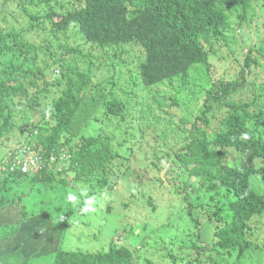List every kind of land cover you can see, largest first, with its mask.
Listing matches in <instances>:
<instances>
[{
  "label": "trees",
  "instance_id": "obj_1",
  "mask_svg": "<svg viewBox=\"0 0 264 264\" xmlns=\"http://www.w3.org/2000/svg\"><path fill=\"white\" fill-rule=\"evenodd\" d=\"M49 1L39 0V5ZM77 2H72V7L63 11L51 6L42 16L31 15L30 29L0 28V139L15 127V99L22 102L20 96L27 93L25 82L29 80L30 85L37 86L35 78L38 80L41 74L46 76L45 70L50 67L46 60L40 63L43 44L29 39L31 30L47 23L54 38L67 36L72 28L77 29L82 38V44L70 48L64 46L69 58H59L64 65H61L62 73L55 82L45 81L44 89H37L43 90L39 93H50V86L61 88L64 85L63 91L53 97L38 121L23 126V130L28 132L25 145L40 156L44 167L33 174L18 170L0 175V181L4 182L0 186V194L11 182L22 185L30 181L33 185L41 183L54 189L58 183L70 185L68 174L73 175L75 182H89L90 174L110 170L118 153L112 149L111 136L96 135V128L106 121L126 123L130 116L129 107L115 97V87L120 88L115 77L121 78L122 72L117 66L124 65L123 46L135 43L143 47L144 56L138 62L137 74L139 82L153 92V96H157L154 88L165 83H177V92H191L195 86L193 76L196 69L211 73V48L217 41L225 44L232 29L231 20H237V26L248 19L256 21L253 15L250 16L254 9L253 0ZM253 14L257 15L256 11ZM257 25L255 32L261 33L260 40L257 41L256 37L253 44L246 47L236 79H220L210 89H203L206 98L193 123V131L173 159L188 176L199 178L201 187L193 184L194 188L213 192L220 197L219 200L221 197L228 199L226 207L232 214L229 222L225 221L215 231L217 240L215 246L208 250L209 260H203L200 253L195 257V264H209L211 261L213 264H232L234 260H240L250 249L253 250L247 233L251 229V221L264 214V77L261 78L264 73V23L257 22ZM45 45L47 49L50 46ZM86 45H90L92 50L100 48L105 57L96 58L91 52L84 51ZM108 49H112L114 54H109ZM51 55L54 57L53 53ZM75 57L82 62L77 63ZM102 67H106V72L111 75L108 81L97 83L94 69ZM127 70L133 73L132 68ZM192 79L194 86L191 88ZM257 81H261L262 89L259 92L255 90L252 98L231 100L233 94L250 86V83L251 90H254ZM9 102L13 106L10 107ZM216 105L226 106L228 112L221 120V128L211 136L207 131L209 113ZM131 121L128 125L133 127ZM255 173L260 175L261 191L252 188ZM110 182L108 176L102 178L101 190H107ZM66 194L67 189L64 193L60 191V198L65 199ZM71 194L76 195L77 192ZM23 196L25 194L15 198L0 196V209H7L8 205L15 207ZM16 211L20 216L18 219L12 213L0 211V264H31V257L22 253L20 244L15 249L4 250L12 240L9 237L19 233L23 224L28 225L27 217L36 213L20 205L16 206ZM75 211L73 208L66 210V227L68 217ZM215 212L222 213L225 220L222 207ZM33 237L30 232L26 238ZM168 253L176 263L178 255L173 251ZM221 253H224L221 260L214 259ZM152 263L147 261V264ZM54 264L139 263L134 250L114 241L107 251L60 248L55 252Z\"/></svg>",
  "mask_w": 264,
  "mask_h": 264
},
{
  "label": "rangeland",
  "instance_id": "obj_2",
  "mask_svg": "<svg viewBox=\"0 0 264 264\" xmlns=\"http://www.w3.org/2000/svg\"><path fill=\"white\" fill-rule=\"evenodd\" d=\"M74 1L78 3L77 0H51L39 5V0H0V28H14L16 31L30 29L31 15L42 16L51 6L63 11L71 8ZM252 6L254 9L250 11V16L253 15L256 21L248 19L237 26L238 21L231 20L232 29L225 44L217 41L211 48V73L208 75L206 71L196 69L193 76L195 86L192 79L191 88L193 85L194 89L191 92H177V83H165L154 88L157 96H153L154 93L139 82L137 74L138 62L144 56L143 47L135 43L122 47L124 65L117 66L122 72L121 78L115 77L120 87H115V97L129 107L130 116L126 123L106 121L96 128V135L111 136L112 149L118 153L110 170L90 174L89 182H75L73 175L68 174L70 185L67 187L58 183L54 189L41 183L33 185L30 181L22 185L11 182L0 194L10 198L25 194L16 206L20 205L30 212L36 211L26 220L31 228L23 224L19 233L9 237L16 243L15 246L21 245L26 257H31V264H54L55 252L60 248L107 251L114 241L134 250L139 264H147V261H152V264H195V257L200 253L203 260H209L208 250L215 246L217 240L215 231L232 217L226 207L229 200L222 197L219 200L220 197L213 192L194 188L193 184L201 187L199 178L188 176L173 159L193 131V123L206 98L204 90L210 89L220 79H236L240 62L248 49L246 47L253 44L254 38L260 40L261 33L255 32V27L258 26L257 22L264 23V0H253ZM254 11L258 16L253 14ZM76 30L72 28L67 36L58 35V38L50 33L47 23L31 30L29 39L43 44L40 63L46 60L50 67L45 70L46 76L41 74L38 80L35 78L37 86L30 85L29 80L25 82L27 93L20 96L22 102H19V98L15 99V127L0 139V158L24 143L28 132L23 130V126L38 121L53 97L65 88L64 85L61 88L50 86V93L37 91L44 89L45 81L55 82L62 73L61 65L64 62L59 58H69L65 47L82 44L81 34ZM45 44L50 45L48 49ZM83 49L96 58L105 57L100 48L92 50L90 45H86ZM108 50L109 54H114L112 49ZM75 58L77 63L82 62ZM129 68L133 73L127 70ZM107 70L106 67L94 69L97 83L109 80L111 74ZM251 86L250 83V86L233 94L231 100H247L252 98L255 90L259 92L262 89L261 81L255 83L254 90H251ZM9 106H13V103L9 102ZM227 112L226 106L216 105L209 113L207 131L211 136L221 128V120ZM129 120H132L133 127L128 125ZM1 160L5 162L7 157ZM5 173L0 171V175ZM105 176L111 179L110 186L107 190H101L100 180ZM253 180L252 188L261 191L263 186L258 173L253 175ZM2 184L4 182L0 181V186ZM187 186L190 188H185ZM66 189V197L61 199L60 191L64 193ZM74 191L76 195L71 194ZM69 196L73 199L71 203ZM12 206L8 205L7 209L0 211L12 213L18 219L20 216L16 206ZM218 207L225 211V220L222 213L215 212ZM70 208L77 211L70 214L66 227L65 212ZM85 208L91 210L84 211ZM250 226L247 233L253 250L250 249L232 264H264V214L255 217ZM30 232L34 234L32 239L26 238ZM7 249L12 247L4 246V250ZM168 251L178 255L176 263L169 257ZM221 254L214 259L221 260L224 253ZM209 264H213L212 261Z\"/></svg>",
  "mask_w": 264,
  "mask_h": 264
},
{
  "label": "built area",
  "instance_id": "obj_3",
  "mask_svg": "<svg viewBox=\"0 0 264 264\" xmlns=\"http://www.w3.org/2000/svg\"><path fill=\"white\" fill-rule=\"evenodd\" d=\"M4 157H7L5 162L0 159V171L2 172H16L21 170L23 173H32L39 172L44 167L43 160H41L40 156L30 151L25 143L17 145Z\"/></svg>",
  "mask_w": 264,
  "mask_h": 264
},
{
  "label": "crops",
  "instance_id": "obj_4",
  "mask_svg": "<svg viewBox=\"0 0 264 264\" xmlns=\"http://www.w3.org/2000/svg\"><path fill=\"white\" fill-rule=\"evenodd\" d=\"M16 243H14V241L13 240H11L10 242H9V245L8 246H11L12 247V249L13 248H15L16 246ZM10 248V247H9Z\"/></svg>",
  "mask_w": 264,
  "mask_h": 264
},
{
  "label": "clouds",
  "instance_id": "obj_5",
  "mask_svg": "<svg viewBox=\"0 0 264 264\" xmlns=\"http://www.w3.org/2000/svg\"><path fill=\"white\" fill-rule=\"evenodd\" d=\"M69 199H72V197L69 196ZM89 204H91V202H89ZM90 208H85L84 211H90Z\"/></svg>",
  "mask_w": 264,
  "mask_h": 264
}]
</instances>
